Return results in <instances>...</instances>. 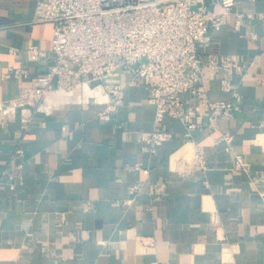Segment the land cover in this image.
Wrapping results in <instances>:
<instances>
[{
    "label": "crops",
    "instance_id": "obj_1",
    "mask_svg": "<svg viewBox=\"0 0 264 264\" xmlns=\"http://www.w3.org/2000/svg\"><path fill=\"white\" fill-rule=\"evenodd\" d=\"M34 5L0 0V264H264V0H236L203 49L243 65L237 96L205 81L211 99L237 104L233 115L192 138L166 117L173 137L154 153L139 139L154 117L142 83L107 120L97 85L21 102L30 79L2 73L31 65L28 44L49 50L54 33ZM234 10L252 15L239 29ZM224 130L228 143L216 139Z\"/></svg>",
    "mask_w": 264,
    "mask_h": 264
},
{
    "label": "built area",
    "instance_id": "obj_2",
    "mask_svg": "<svg viewBox=\"0 0 264 264\" xmlns=\"http://www.w3.org/2000/svg\"><path fill=\"white\" fill-rule=\"evenodd\" d=\"M235 4L236 0H35L34 21L53 24L51 48L28 44L32 64L9 66L2 77L30 79L21 102L39 101L53 88L100 86L107 95L98 113L102 120L123 104L126 86L142 83L154 117L153 128L142 131L139 139L154 153L173 137L166 117L177 120L185 137L192 138L205 127L218 130L219 119L230 118L237 109L233 100L211 99L205 81L216 78L222 90L237 96L233 75L241 73L243 65L231 54L203 56L211 32L227 23ZM234 11L233 27L239 29L252 15ZM9 51L16 52L14 47ZM32 122L31 117L22 118L21 129L27 130ZM216 139L228 143L230 132L224 130ZM236 161L238 167L246 166L241 157ZM3 174L14 176L9 170ZM138 188L135 184L131 191Z\"/></svg>",
    "mask_w": 264,
    "mask_h": 264
},
{
    "label": "water",
    "instance_id": "obj_3",
    "mask_svg": "<svg viewBox=\"0 0 264 264\" xmlns=\"http://www.w3.org/2000/svg\"><path fill=\"white\" fill-rule=\"evenodd\" d=\"M195 8V7H194Z\"/></svg>",
    "mask_w": 264,
    "mask_h": 264
}]
</instances>
